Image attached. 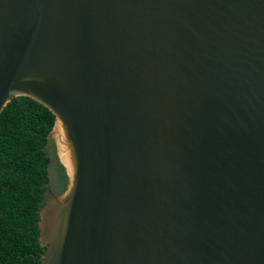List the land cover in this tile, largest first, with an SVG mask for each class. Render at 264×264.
<instances>
[{"label": "water", "instance_id": "water-1", "mask_svg": "<svg viewBox=\"0 0 264 264\" xmlns=\"http://www.w3.org/2000/svg\"><path fill=\"white\" fill-rule=\"evenodd\" d=\"M18 97L66 178L41 264H264V0H0Z\"/></svg>", "mask_w": 264, "mask_h": 264}, {"label": "trees", "instance_id": "trees-1", "mask_svg": "<svg viewBox=\"0 0 264 264\" xmlns=\"http://www.w3.org/2000/svg\"><path fill=\"white\" fill-rule=\"evenodd\" d=\"M54 119L28 97L14 98L0 114V264H41L38 212L48 186L59 194L66 185L47 140Z\"/></svg>", "mask_w": 264, "mask_h": 264}, {"label": "flooded vegetation", "instance_id": "flooded-vegetation-1", "mask_svg": "<svg viewBox=\"0 0 264 264\" xmlns=\"http://www.w3.org/2000/svg\"><path fill=\"white\" fill-rule=\"evenodd\" d=\"M53 185V184H52ZM48 188L52 191V192H54V187L53 186H48Z\"/></svg>", "mask_w": 264, "mask_h": 264}]
</instances>
